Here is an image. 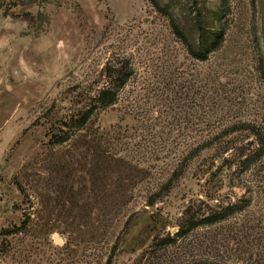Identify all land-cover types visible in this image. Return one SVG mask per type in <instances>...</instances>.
Segmentation results:
<instances>
[{"label": "rangeland", "instance_id": "374dc122", "mask_svg": "<svg viewBox=\"0 0 264 264\" xmlns=\"http://www.w3.org/2000/svg\"><path fill=\"white\" fill-rule=\"evenodd\" d=\"M0 264H264V0H0Z\"/></svg>", "mask_w": 264, "mask_h": 264}, {"label": "trees", "instance_id": "16d2710c", "mask_svg": "<svg viewBox=\"0 0 264 264\" xmlns=\"http://www.w3.org/2000/svg\"><path fill=\"white\" fill-rule=\"evenodd\" d=\"M112 93L111 92H108V95H111ZM101 101H104L103 100V96L100 97Z\"/></svg>", "mask_w": 264, "mask_h": 264}]
</instances>
